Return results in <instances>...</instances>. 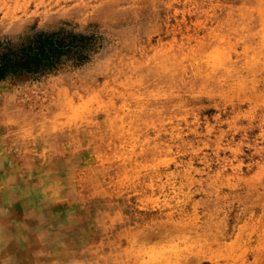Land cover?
I'll return each mask as SVG.
<instances>
[{
    "label": "rangeland",
    "instance_id": "rangeland-1",
    "mask_svg": "<svg viewBox=\"0 0 264 264\" xmlns=\"http://www.w3.org/2000/svg\"><path fill=\"white\" fill-rule=\"evenodd\" d=\"M94 34L0 78V264H264V0H0V40Z\"/></svg>",
    "mask_w": 264,
    "mask_h": 264
},
{
    "label": "trees",
    "instance_id": "trees-1",
    "mask_svg": "<svg viewBox=\"0 0 264 264\" xmlns=\"http://www.w3.org/2000/svg\"><path fill=\"white\" fill-rule=\"evenodd\" d=\"M98 47L94 34L66 30L37 32L21 42L0 40V78L42 75L56 71L65 62L80 65Z\"/></svg>",
    "mask_w": 264,
    "mask_h": 264
},
{
    "label": "clouds",
    "instance_id": "clouds-1",
    "mask_svg": "<svg viewBox=\"0 0 264 264\" xmlns=\"http://www.w3.org/2000/svg\"><path fill=\"white\" fill-rule=\"evenodd\" d=\"M57 3L60 2V0H56ZM67 2V0H66ZM94 259V264H100L101 261H103L105 259V257L102 255V248L101 247H96L94 249L91 250Z\"/></svg>",
    "mask_w": 264,
    "mask_h": 264
}]
</instances>
